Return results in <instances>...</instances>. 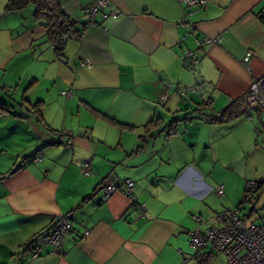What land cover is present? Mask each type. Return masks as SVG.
<instances>
[{
    "label": "crops",
    "instance_id": "0c3cea01",
    "mask_svg": "<svg viewBox=\"0 0 264 264\" xmlns=\"http://www.w3.org/2000/svg\"><path fill=\"white\" fill-rule=\"evenodd\" d=\"M57 1L81 34L61 56L33 8L4 14L0 0V264H228L195 251L191 234L226 209L242 214L247 184H264V116L244 101L264 77V0H109L118 16L92 28L94 0ZM229 109L230 121L208 122ZM126 179L132 196L104 200ZM66 214L62 255L32 259L29 242Z\"/></svg>",
    "mask_w": 264,
    "mask_h": 264
},
{
    "label": "built area",
    "instance_id": "2783aa9c",
    "mask_svg": "<svg viewBox=\"0 0 264 264\" xmlns=\"http://www.w3.org/2000/svg\"><path fill=\"white\" fill-rule=\"evenodd\" d=\"M109 0H94L88 7L90 14L89 28L96 27V17L101 14L102 19L116 18L118 12L105 13L104 10ZM186 9L204 8L205 0H180ZM204 44H218L219 39H204ZM90 67L91 64L88 62ZM247 70L251 68L247 66ZM63 95L71 97V92H64ZM165 97V96H164ZM162 98V100L164 99ZM245 101L249 107L255 105L261 115L264 116V77L255 79L250 87ZM81 172L84 177H90L93 174V163L84 161L81 164ZM111 185L104 190V200H108L118 189ZM256 188L255 183H249L246 186L242 203H250L252 192ZM121 189L128 195H132L134 183L127 180ZM216 194L222 198L225 195L224 186L216 188ZM145 210L143 205L140 209L141 216ZM217 226L206 231H194L191 234V247L195 251H200L210 247L223 255L228 264H264V227L255 223H250L248 218L241 216L240 209H226L216 215ZM199 220V219H198ZM71 215L66 214L59 216L53 225L50 233L43 235V244L32 246V259H37L43 255L45 247L52 249V254L61 256L65 239L71 231Z\"/></svg>",
    "mask_w": 264,
    "mask_h": 264
},
{
    "label": "trees",
    "instance_id": "16d2710c",
    "mask_svg": "<svg viewBox=\"0 0 264 264\" xmlns=\"http://www.w3.org/2000/svg\"><path fill=\"white\" fill-rule=\"evenodd\" d=\"M29 6L34 7V14H33L34 20L38 24L44 26L47 29L46 42L53 48L54 52L58 56H61L60 54L64 50L65 44L67 43L68 40L81 39V34L75 29V22L69 19V17L63 12L57 0H7V5L5 7L4 14L21 12L27 9ZM163 101L164 100L161 99L160 103H163ZM40 104L41 103H37L34 106H30V111L36 115L37 120L41 124H43L45 128H49L47 127L46 123L44 122L41 116ZM205 105L209 106V103ZM226 112L223 115V117L217 118L215 116H210L207 118V120L210 123H226L230 121L232 118H234V115H236V114L233 115V111H231L230 109L227 113ZM200 113L203 114L204 111H201ZM188 119L189 118H187L186 116L183 120L186 121ZM176 122L178 121H175V123ZM158 125H159V120L152 122L147 126V132H149L153 126H158ZM168 129L169 132L171 133L176 130V127L175 125H172L168 127ZM127 180L129 179L124 180L120 184H115V186L118 187L117 191H123L121 187L124 185V183ZM258 186L264 187V184ZM31 243L29 242V244L27 245V249L30 251V253L33 246L31 245Z\"/></svg>",
    "mask_w": 264,
    "mask_h": 264
},
{
    "label": "rangeland",
    "instance_id": "374dc122",
    "mask_svg": "<svg viewBox=\"0 0 264 264\" xmlns=\"http://www.w3.org/2000/svg\"><path fill=\"white\" fill-rule=\"evenodd\" d=\"M29 8L34 9V7H32V6H29ZM11 98L13 100H15V98H18V100L22 102V96H20V95L17 96L15 91L11 92ZM184 104H185V102H184ZM164 109L167 110V108H164ZM77 111H78V109H75V115H76L75 119L77 118V116H79V113ZM80 117H82V116L80 115ZM263 122H264V119H263ZM55 124H56V126H59L60 122L58 121ZM2 130L4 132V128H2ZM20 161H22V159ZM241 206L244 208L243 212L241 214L242 216H248L251 213V217L248 219V221L250 223H255V224L262 226V227L264 226V187L257 185V187L252 192L251 202L250 203H244ZM48 229L49 228H47V230Z\"/></svg>",
    "mask_w": 264,
    "mask_h": 264
}]
</instances>
